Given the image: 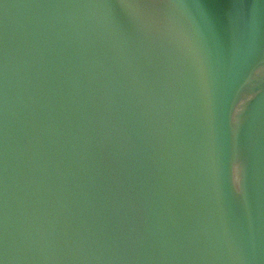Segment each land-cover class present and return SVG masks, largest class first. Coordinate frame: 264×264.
I'll return each mask as SVG.
<instances>
[{
    "label": "water",
    "instance_id": "obj_1",
    "mask_svg": "<svg viewBox=\"0 0 264 264\" xmlns=\"http://www.w3.org/2000/svg\"><path fill=\"white\" fill-rule=\"evenodd\" d=\"M0 264H264V0H0Z\"/></svg>",
    "mask_w": 264,
    "mask_h": 264
}]
</instances>
